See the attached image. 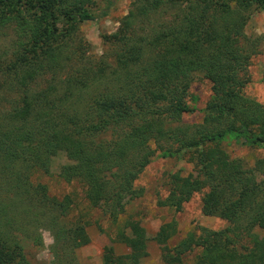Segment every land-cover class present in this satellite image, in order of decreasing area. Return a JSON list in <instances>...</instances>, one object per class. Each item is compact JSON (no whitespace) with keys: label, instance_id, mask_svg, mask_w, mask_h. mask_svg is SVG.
I'll return each mask as SVG.
<instances>
[{"label":"trees","instance_id":"16d2710c","mask_svg":"<svg viewBox=\"0 0 264 264\" xmlns=\"http://www.w3.org/2000/svg\"><path fill=\"white\" fill-rule=\"evenodd\" d=\"M94 3L0 0V27L15 34L13 50L0 60V264H32L25 240L42 246V228L53 236V263L80 264L75 251L90 238L81 218L70 217L72 200L31 180L33 170L48 173L59 153L70 161L60 177L80 181L91 206L114 220L125 197L143 194L134 182L153 158L194 162L195 176L170 174L158 205L181 211L200 193L201 212L227 224L188 231L170 244L175 221L163 223L151 237L162 245L163 261L264 264V155L246 165L223 146L234 139L264 154V104L244 92L260 44L244 27L264 0H134L116 32L103 36L110 51L96 60L69 43L92 18ZM195 72L210 81L211 97L201 121L187 124ZM24 218L35 224L31 232ZM126 224L130 232L119 239L129 251L104 252L102 264H139L147 255L145 228Z\"/></svg>","mask_w":264,"mask_h":264},{"label":"rangeland","instance_id":"374dc122","mask_svg":"<svg viewBox=\"0 0 264 264\" xmlns=\"http://www.w3.org/2000/svg\"><path fill=\"white\" fill-rule=\"evenodd\" d=\"M90 7L92 18L79 24L78 31L72 35V48L76 43H80L81 50L87 56L96 60V57L103 54L105 50L110 51L111 43L103 36L116 32L119 21L131 10L134 0H94ZM244 33L250 37H258V51L251 57L246 70L248 82L244 88L246 95L264 104V10H258L251 14L244 27ZM15 40L14 29L11 26L0 27V60L7 58L9 51L13 50ZM76 66V62H72ZM41 79V78H40ZM45 79V77H44ZM6 79L0 75V83ZM41 87L44 82H39ZM92 92V91H91ZM89 92V93H91ZM187 97L188 104L193 111L182 116V121L187 124L198 123L202 119V109L211 97V83L201 72L193 73V80L189 88ZM16 99V94L9 95L7 99ZM90 95L85 96L86 102L90 100ZM7 99L3 106L8 104ZM86 105L80 103L81 108ZM108 138L110 133L101 137ZM104 137V138H105ZM154 146V144L152 145ZM230 157H239L246 165H253L257 159L263 157V149L255 145L241 144L234 139L223 142ZM70 162L63 153L54 156L51 168L48 173L41 170H33L31 180L33 183L45 184L51 195L61 199L65 195L72 200V210L70 217L81 220L85 223L90 241L79 247L75 251L76 258L80 264H102L104 252L115 254L127 253L128 247L120 241V233L129 234L126 222L129 220L139 221L145 228L150 239L147 242V255L143 257L139 264H168L162 259V245L158 244L151 237L158 231L163 223L175 221L176 234L170 240V244L176 243L188 231L198 232L200 227L219 229L226 226L227 222L216 216H207L201 212L200 193H196L187 201L181 211H175L167 207H160L157 203L159 198H164L168 193L167 181L170 174L179 172L183 176L193 177L196 175L194 162L187 159L175 157L157 156L144 168L134 185L143 188V194L134 199L124 198V209L118 213L114 220L109 214L104 213L99 207H93L85 197L84 185L77 180L66 181L59 175L62 164ZM3 200V198H0ZM25 218L21 220V225L25 232L33 229L35 224L26 225ZM86 221V222H85ZM42 233L43 245L37 246L32 238L25 240L26 252L32 264H56L52 233L48 228L40 229ZM193 261L189 259L188 264Z\"/></svg>","mask_w":264,"mask_h":264}]
</instances>
